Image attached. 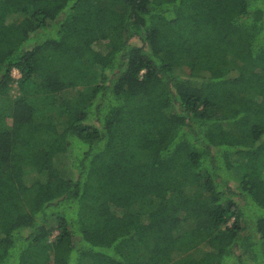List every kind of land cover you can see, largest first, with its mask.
<instances>
[{
	"label": "trees",
	"instance_id": "1",
	"mask_svg": "<svg viewBox=\"0 0 264 264\" xmlns=\"http://www.w3.org/2000/svg\"><path fill=\"white\" fill-rule=\"evenodd\" d=\"M0 264H264V0H0Z\"/></svg>",
	"mask_w": 264,
	"mask_h": 264
},
{
	"label": "rangeland",
	"instance_id": "2",
	"mask_svg": "<svg viewBox=\"0 0 264 264\" xmlns=\"http://www.w3.org/2000/svg\"><path fill=\"white\" fill-rule=\"evenodd\" d=\"M13 76L16 80L20 79L21 75H20V72L15 70L13 71ZM13 96H18V88H17V84H14V88H13V92H12ZM41 108V112L43 113V106L40 107ZM52 118H56L58 116V114L56 115L57 111L55 112H52ZM58 234V232H55L54 235L52 236V239L53 237H55L56 235ZM192 252V240L191 239H187L183 242V245H182V253L184 256H187L188 254H190Z\"/></svg>",
	"mask_w": 264,
	"mask_h": 264
}]
</instances>
